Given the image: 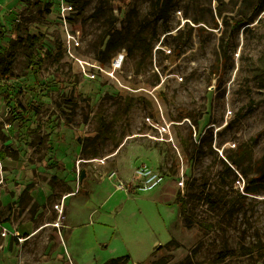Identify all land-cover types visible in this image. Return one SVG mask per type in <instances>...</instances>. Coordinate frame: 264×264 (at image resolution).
<instances>
[{"label":"rangeland","instance_id":"1","mask_svg":"<svg viewBox=\"0 0 264 264\" xmlns=\"http://www.w3.org/2000/svg\"><path fill=\"white\" fill-rule=\"evenodd\" d=\"M125 255L264 264V0H0V264Z\"/></svg>","mask_w":264,"mask_h":264},{"label":"built area","instance_id":"2","mask_svg":"<svg viewBox=\"0 0 264 264\" xmlns=\"http://www.w3.org/2000/svg\"><path fill=\"white\" fill-rule=\"evenodd\" d=\"M72 11H74L72 4L65 3L62 6L60 15H61L62 21L65 25H66V20H67V14L71 13ZM68 37L74 39V37L71 36L70 34H68ZM123 59H124V55H122V54H119L118 56H116L113 59L112 67H115V68L119 67L121 65ZM91 67L96 68V69H100L97 64H93V65H91ZM136 172L138 174V178L141 181V189L142 190H152L156 186H158L163 180V176L160 172H157L156 170L152 169L151 167H149L146 164H140L137 167ZM180 184L183 185L182 182Z\"/></svg>","mask_w":264,"mask_h":264},{"label":"trees","instance_id":"3","mask_svg":"<svg viewBox=\"0 0 264 264\" xmlns=\"http://www.w3.org/2000/svg\"><path fill=\"white\" fill-rule=\"evenodd\" d=\"M68 1H71V0H68ZM29 38H33V35H30L28 32H25V36L23 37L21 35V33L19 32V35H18V40H17V43L19 42H26L28 41ZM109 45H107V48H108ZM8 108L9 110H11V112L15 113V116L14 118L16 119H19V121H22L24 120V114H23V111H22V107L20 105H16V106H9L8 105ZM179 203H180V206L182 208V211H184V200L182 198L179 199ZM129 260V256L128 255H125V256H119V257H114V258H111L109 260H107L104 264H126L127 261Z\"/></svg>","mask_w":264,"mask_h":264},{"label":"bare ground","instance_id":"4","mask_svg":"<svg viewBox=\"0 0 264 264\" xmlns=\"http://www.w3.org/2000/svg\"><path fill=\"white\" fill-rule=\"evenodd\" d=\"M148 91V90H147Z\"/></svg>","mask_w":264,"mask_h":264}]
</instances>
